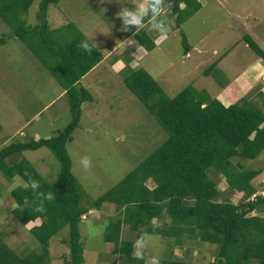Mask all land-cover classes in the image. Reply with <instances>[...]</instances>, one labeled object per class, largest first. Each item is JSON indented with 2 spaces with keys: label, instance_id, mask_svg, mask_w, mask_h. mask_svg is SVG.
<instances>
[{
  "label": "trees",
  "instance_id": "1",
  "mask_svg": "<svg viewBox=\"0 0 264 264\" xmlns=\"http://www.w3.org/2000/svg\"><path fill=\"white\" fill-rule=\"evenodd\" d=\"M57 1L38 0L36 22L30 25L23 15L32 0H0V20L60 86L69 111L68 122L54 134L0 147L3 177L9 180L15 176L22 182L33 179L40 184L36 191L18 185L8 191L15 204L9 213L22 226L32 222L27 231L38 243V250L17 253L0 235V264H50L48 242L62 228L67 245L62 263L81 264L79 221L90 209L100 210L103 204L112 205L117 215L107 217L101 239L111 244L112 255L123 257L128 264H143L145 258L135 259L134 242L120 239L122 225L138 233V239L143 232L165 240V255L156 258L159 264H249L253 260L264 264V216L250 214L264 207V194L255 193L250 184L260 170L239 163L240 159L256 158L264 149V92L250 91V97L245 94L226 106L191 85L167 97L146 70H129L123 76L124 86L163 129L165 139L115 184L80 205L82 192L70 171L65 143L77 127L80 103L91 99L79 79L99 62L101 53L71 22L50 30L46 9ZM165 4L171 5L165 10L173 16L176 28L200 7L197 0H165ZM179 34L186 52L188 45ZM131 37L145 51L154 46L153 36L144 27ZM241 39L264 61V52L248 35ZM82 41L89 43L91 54L79 47ZM4 42L2 35L0 44ZM215 63L202 74H213L222 85ZM253 95H259L263 108L256 105ZM39 147L47 148L58 163L52 183L45 182L21 155ZM210 169L222 174L230 191L240 193L238 202L220 199L221 190L208 176ZM41 192H51L55 199L46 200ZM41 205L44 210L38 211ZM182 239L213 245L211 260L191 262L170 257L171 243L179 244Z\"/></svg>",
  "mask_w": 264,
  "mask_h": 264
},
{
  "label": "rangeland",
  "instance_id": "2",
  "mask_svg": "<svg viewBox=\"0 0 264 264\" xmlns=\"http://www.w3.org/2000/svg\"><path fill=\"white\" fill-rule=\"evenodd\" d=\"M197 1L199 9L185 18L176 30L173 17L165 10L170 25L166 38H161L145 25V30L158 41L151 51L138 60L137 66L127 62L128 52L118 47L110 54L111 57L103 59L79 79L91 99L80 103L77 127L72 131L71 139L65 143V149L70 158V171L82 192L80 205H85L86 200L95 198L115 184L165 139L163 129L124 86L123 76L129 70L139 67L146 70L167 97L191 85L196 90L203 89L209 97L214 98L219 87L212 77L202 75V71L221 55L217 66L233 84L228 96L233 99L237 91H246L243 89L246 85L241 72L245 65L254 60V53L242 43L241 37L248 35L264 51V0ZM37 2L32 0L23 15L27 24L36 22ZM137 2L58 0L47 7L46 20L50 30L66 22L73 23L102 52L106 43L122 40L136 28L129 24L126 26L128 31H121L124 22L115 14L121 7L133 9ZM180 32L189 47L186 55L183 53ZM2 35L5 42L0 44V147L30 139L32 132L37 133L38 137L52 135L69 120L64 93L55 97L61 90L60 86L0 20ZM212 49L216 54H211ZM225 50L228 51L224 54ZM250 93H245L246 98L250 97ZM255 103L257 105L258 101ZM21 155L45 182L54 181L58 163L47 148L25 150ZM84 156L91 159V167L87 170L80 163ZM239 163L244 168L260 170L250 184L255 193L264 191V149L256 158L240 159ZM208 176L221 190L220 199L223 197L236 203L242 198L240 193L226 187L221 173L210 169ZM21 183L18 177L8 180L0 173L1 205V197ZM145 184L152 186L149 181ZM101 207L100 210L90 209L79 221V239L83 248L81 264H128L123 257L112 255L111 244L103 243L101 239L102 225L107 217L117 215L112 205L103 204ZM250 214L264 216V207ZM26 228L28 225L22 227L0 206V235L17 253L38 250V243L28 235ZM137 234L129 231L125 225L121 226L120 239L134 242L133 251L142 253L145 258L143 264H150L153 257H164L167 244L163 238L141 232L138 239ZM65 239V228L49 239L50 264H63L62 256L67 254ZM171 245L170 257L183 261L206 262L211 260L214 252L213 245L185 239ZM249 264L256 262L253 260Z\"/></svg>",
  "mask_w": 264,
  "mask_h": 264
},
{
  "label": "crops",
  "instance_id": "3",
  "mask_svg": "<svg viewBox=\"0 0 264 264\" xmlns=\"http://www.w3.org/2000/svg\"><path fill=\"white\" fill-rule=\"evenodd\" d=\"M173 17V16H172ZM147 20V19H146ZM174 30H176V27L174 28ZM135 31V29L129 34L127 35L128 37H125L124 39L122 40H119V39H116L115 42H110V43H106L107 45L102 47V52H99L101 53V59L99 60V62H97L91 69L89 70H92L94 69L103 59L105 58H108V57H111V53L115 50H117L118 47H122V49L126 50L128 53H127V62L131 63V64H134V66H137V63H138V60L141 59V57H144V55H146L147 52L151 51V49L149 51H145L144 49H142L141 46H139L131 37V34ZM151 34V32H149ZM153 36V34H151ZM86 37V36H85ZM160 39V38H159ZM157 41L158 39L154 38L153 36V43H154V46L153 48L156 46L157 44ZM242 41V39H241ZM254 41V40H253ZM242 43L248 48V46L242 41ZM92 44V43H91ZM93 45V44H92ZM94 46V45H93ZM95 47V46H94ZM259 47V46H258ZM96 48V47H95ZM104 48V49H103ZM189 48V47H188ZM260 48V47H259ZM97 49V48H96ZM261 49V48H260ZM188 50V49H187ZM262 50V49H261ZM226 51L228 50H225L224 54L226 53ZM263 51V50H262ZM264 52V51H263ZM183 53H185V55L187 54V51H183ZM212 55L216 54L215 50L212 49V52H211ZM221 55L218 56L217 58H215V69H217V71L219 72V75L221 76V81H222V85L218 84L214 77H213V74L211 75L210 74H207V75H204V76H210L212 77V79L215 81V83L217 84V86L219 87V92L216 93V96L214 98H216L222 105L226 106V105H229L230 103L234 102V98L236 99V96L239 94V93H242L244 91H237V95L231 99L229 96H228V91L230 88L233 87V84L230 83L227 78H225V76H223L222 72H221V69L217 66V63L219 62V59H220ZM254 57V60H251L247 65L244 66L242 72H241V77H244L245 79V85L246 87H244L243 89L246 90L244 93H242L241 95H245V93H247V91H251L252 93L255 94V92H264V61L260 58V57H257V56H253ZM213 61V62H214ZM136 68V67H135ZM233 89V88H232ZM253 89V90H252ZM61 93H63V90L61 89L60 91H58L57 94H55V97L60 95ZM240 96V97H242ZM239 98V97H238ZM237 98V99H238ZM253 98L255 101H258V106H260L261 108H263L262 104H261V99L259 97V95H253ZM234 100V101H233ZM50 102V101H49ZM47 104L43 105L46 106ZM264 124V122L262 123ZM33 135H32V138L33 139H37L39 138L37 133L35 132H32ZM44 137H47L46 135ZM2 198V203L3 205L0 204V206H3L4 210L6 212H10L11 208L14 207V203L12 202V200L10 199L9 197V194H5ZM32 224V222H29L27 224H25L24 226L22 227H27L28 225V228L29 226ZM26 228V229H28ZM27 231V230H25Z\"/></svg>",
  "mask_w": 264,
  "mask_h": 264
},
{
  "label": "clouds",
  "instance_id": "4",
  "mask_svg": "<svg viewBox=\"0 0 264 264\" xmlns=\"http://www.w3.org/2000/svg\"><path fill=\"white\" fill-rule=\"evenodd\" d=\"M117 3H120L121 0H116ZM170 4H165V0H138L136 6L129 10L127 8L121 7L120 11H118L115 15L122 19L124 25L121 26V31H128L127 25H135V31H139L141 28L147 26L150 29L160 35L161 38H166L167 33L170 31V25L167 23V15L165 9L170 7ZM162 16L163 19H157V17ZM147 18V20H145ZM79 47L82 48L86 53L91 54L92 48L90 47L87 41H82L79 44ZM81 165L84 169H89L91 167V159L90 157L84 156L80 159ZM20 187L24 189L31 188L33 191H36L40 188V184L38 181L30 179L28 182H22ZM46 200H53L55 196L53 193H42ZM38 211H43V206L37 209ZM158 226V225H157ZM139 240L136 241L139 244ZM133 257L135 259H143V255L141 252L136 251L133 253ZM152 264H159V261L153 257Z\"/></svg>",
  "mask_w": 264,
  "mask_h": 264
},
{
  "label": "built area",
  "instance_id": "5",
  "mask_svg": "<svg viewBox=\"0 0 264 264\" xmlns=\"http://www.w3.org/2000/svg\"><path fill=\"white\" fill-rule=\"evenodd\" d=\"M259 194H260V195L264 194V191H262V192H259Z\"/></svg>",
  "mask_w": 264,
  "mask_h": 264
}]
</instances>
